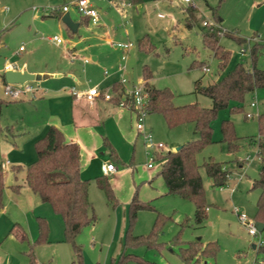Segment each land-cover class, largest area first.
Returning a JSON list of instances; mask_svg holds the SVG:
<instances>
[{
    "label": "rangeland",
    "instance_id": "1",
    "mask_svg": "<svg viewBox=\"0 0 264 264\" xmlns=\"http://www.w3.org/2000/svg\"><path fill=\"white\" fill-rule=\"evenodd\" d=\"M69 1L0 0V72L3 56L7 52V56L15 61L31 56V51L36 57H67L64 50L70 39L77 40V33L91 37L98 30L109 32L113 41L124 38L132 43V49L125 59L127 89L142 84V72L147 67L152 74L150 84L160 88L169 87L174 93L173 102L176 105L194 102L202 107L211 105L209 97L194 90L197 79H201V86H204L228 72L238 62H242L247 68H252L253 64L264 68V0H193L197 23L191 28L184 25L186 4L176 0H89L97 11L98 21L95 24L89 22L86 26L81 25L75 35L66 32L64 27L59 28L60 19L48 10L51 6L60 7ZM212 7L221 19L219 29L232 32L243 39L238 42L226 34L219 36L220 44L230 51L224 70L219 69L217 59L203 47L198 26L201 20L216 23ZM158 12L162 15L158 16ZM68 13L72 20H78L79 15L72 6H69ZM52 35L59 36L63 44L56 46L48 39ZM143 37L148 40L153 51H146L139 46L138 42ZM255 43L256 57L252 59L250 49ZM20 45L24 51H18ZM241 49L245 50L243 55H240ZM99 50L104 60L98 71L106 69L109 71L108 80L116 78L119 82L121 76L113 69L121 62L122 53L106 43ZM90 53L91 50L84 51L83 56L89 59ZM65 60L69 61V58ZM82 67L86 69L88 64ZM203 67H207L208 71H203ZM89 74L92 75L90 72H81L79 77L92 85L94 82ZM38 83L42 82H31L35 87ZM1 86L0 81V90ZM99 89L112 93L111 86ZM24 97V101L4 105L0 111V145L8 147L5 151L7 154L10 152L9 147L14 146L10 135L12 131L17 146L11 150L16 160H19H14V166L20 164L16 173L7 168L9 171L5 178L3 207L0 210V264H71L73 251L71 244L64 240L61 217L54 213L48 203L41 202L24 182L25 167L35 156L34 145L29 137L36 118L44 111L38 107V99L27 101L31 98L30 94ZM102 102H113L117 107L127 109L112 100L102 98ZM233 107L236 110L232 111ZM247 113L252 116L246 117ZM260 114H264V86L246 93L239 104L230 102L214 118L213 142L196 154L207 206L206 219L198 225L194 221L193 202L167 193L165 182L158 174L162 161L155 159L153 168H147L150 155L157 157V154H146L144 138L135 127L137 121L132 112L133 119L128 123L125 140L118 152L115 150L120 163L114 161L104 145L97 151V158L81 162L80 173L88 180V198L97 217L94 225L83 227L75 237L76 244L82 249L83 264H112V258L123 250L122 242L129 227L128 205L134 192L139 200L148 202L152 209L137 211L130 232L133 235L150 233L158 213L161 223L155 237L158 247L139 244L124 250L125 254L136 255L147 263L130 257L125 264H186L180 258V246L197 239L203 243L214 241L218 248L215 257L203 264H264V255L257 253V248L252 247L256 243V237L248 234L236 213L237 209L249 220L255 221L259 190L251 189V183L257 178L261 165L256 149ZM223 119L232 122L238 137V148L235 151H229L226 143L221 141L220 124ZM143 124L144 131L150 132L155 142L164 144V148L157 152L161 155L197 138L192 123L168 127L159 113H146ZM27 155L30 156L27 162L17 157ZM208 157L224 163L229 171L225 185H214L201 167ZM3 158L11 159L9 154ZM109 161L117 165L115 172L108 175L117 199L114 207L107 202L104 192L96 184V179L101 177L98 165ZM13 184L20 185L17 192L12 191ZM37 217L44 218L48 226L47 240L43 243H36ZM16 224L25 232L26 239H20L12 232L14 228L19 230ZM261 233L264 235V230Z\"/></svg>",
    "mask_w": 264,
    "mask_h": 264
},
{
    "label": "trees",
    "instance_id": "2",
    "mask_svg": "<svg viewBox=\"0 0 264 264\" xmlns=\"http://www.w3.org/2000/svg\"><path fill=\"white\" fill-rule=\"evenodd\" d=\"M137 2L138 0H132ZM221 1V0H219ZM195 6L187 5L184 9V25L191 28L197 23L195 16ZM212 15L217 24L221 19L217 16L215 8H211ZM203 21L198 24L203 47L209 50L218 61L220 70H224L230 57V51L220 44L219 36L226 34L238 42L243 39L228 31H221L217 26H205ZM139 46L146 51H153L146 38H141ZM256 45L250 49L251 58L256 57ZM194 62L191 63L193 65ZM143 86L148 93L146 105L147 113H159L163 116L168 127H175L183 123H192L194 133L197 138L181 146L178 150H172L166 155L158 153L154 158L161 160L158 174L162 176L167 193H173L179 197L192 201L194 204V221L202 224L206 219L207 206H205L204 188L202 177L199 173V165L196 163V154L204 146L213 142L212 122L218 112L226 108L230 102L241 103L246 93L253 92L256 88L264 86V68H247L242 62L236 63L232 69L224 73L218 80H213L201 86V79L194 82V90L210 98L211 105L202 107L198 103H188L176 105L173 102L174 93L169 87H155L149 80L152 74L147 67L142 72ZM112 101L117 102L122 94L123 87L119 82L111 85ZM8 101L0 99L1 107ZM236 110L235 107L232 111ZM1 130V128H0ZM221 141L225 142L229 151L238 148L237 140L232 122L223 119L220 124ZM259 138L256 141L257 155L261 160L257 178L253 179L251 189H258L259 194L256 199V212L254 220L264 223V114L258 115ZM35 158L25 167L24 182L34 195L41 202L48 203L54 213L58 214L63 222L64 240L69 242L73 251L71 264H83L82 249L76 244L75 237L79 231L89 225H94L97 217L93 211V206L88 198V180L82 178L80 148L76 142H69L65 139L63 132L57 127L50 125L43 136L34 142ZM114 161L116 158H114ZM206 175L212 180L214 185H225L228 180L229 171L224 167V163L208 157L201 165ZM19 166H14L12 170L16 173ZM5 170L0 165V210L3 207V192L5 187ZM97 187L102 190L107 198V202L113 207L117 204V199L113 194L111 184L106 176L96 179ZM19 184L11 185L12 191L17 192ZM152 209L148 202L138 199L134 192L128 205L129 227L127 228L122 242V251L112 258V264H125L127 258H135L142 263L136 255L125 254L126 247L144 244L147 247H158L156 242V232L160 228V213L154 222L152 230L147 235H133L130 226L134 222L138 210ZM38 235L36 243H43L47 240L48 226L46 220L37 217ZM14 228L12 232L20 239H26L22 228ZM264 230V229H263ZM256 252L264 255V244L255 245ZM217 244L214 241L203 243L200 239L188 242L185 246H180V258L186 264H203L204 261L212 259L217 253Z\"/></svg>",
    "mask_w": 264,
    "mask_h": 264
},
{
    "label": "crops",
    "instance_id": "3",
    "mask_svg": "<svg viewBox=\"0 0 264 264\" xmlns=\"http://www.w3.org/2000/svg\"><path fill=\"white\" fill-rule=\"evenodd\" d=\"M139 1L140 0L137 2ZM159 14L162 15L160 12H158L157 15L159 16ZM53 15L54 17L60 19L59 28L64 27L65 31L72 35H75L74 33H76V30H78L81 25L86 26L90 22L89 19L79 16L78 20H73L77 23L76 30L71 31L61 20L63 14L59 12L54 13ZM76 35H78L77 40H74L73 38L70 39L66 45V49L64 50V54L69 58V61L65 60L67 57L63 56L58 59L49 58L45 55H39V57H36L37 55L33 53V51L30 53L31 56L29 55L19 58L17 61H15L11 60V56H7V52L6 55L3 56L4 62L1 72L3 73L5 71L4 65L9 63L15 66V70H27L31 73H39L41 75L47 76L45 79L38 81L42 83H38L36 87L34 86L35 90L32 93H27L28 95H31V98H28L29 100L26 99L27 101L32 100V98L38 99V107H40L41 110L44 109V111L41 112L36 118V123L33 125V129L29 137V141L33 145L35 140L43 136L48 127L53 125L63 132L67 141L76 142L79 145L81 162H83L84 159L97 158V151L102 148V145H104L108 149L110 156L112 158H116L115 161L120 163L121 160L118 159V154L115 152V150L118 152L119 146L121 147L122 142L125 140V136L128 133V123H130L133 119L132 111L129 109L127 110L119 108L113 102H102L103 97L100 95L96 96L93 102L89 103L81 95H72L71 88L74 87L78 92H83L92 85H97L99 88H107L108 86H111L113 83L117 82L116 78H111L108 80L107 75L109 74V71L106 69L98 71L99 65H101L102 61L104 60L99 47L103 43H106L110 47L122 53L120 57L121 62L113 70L116 74L119 73L121 76V71H119L118 68L124 63L125 69L123 75L125 76V59L129 51L132 49V46L130 48H118L112 46L110 42L113 41V37L110 36L109 32H102V30L96 31L91 37H86L79 33ZM54 36L56 35L49 36L48 39L53 41L56 46H61L63 44V40L61 39V42L58 44L53 40ZM121 40L122 42L129 41L125 40L124 38ZM20 46L18 47V51H24V48L20 49ZM87 50H91L89 59L83 56V52ZM123 56H125V59H123ZM87 64L88 67H86V69L82 67ZM105 70L107 71V74H104ZM1 72L0 81L2 88L0 90V99L8 101L4 105L24 101V96L27 94L15 99H11L6 95L4 91L5 82L1 77ZM81 72L86 74L89 72L92 73V75L89 74V76L94 84L88 85L86 81H82L79 77ZM222 75H220L215 80H218ZM102 91L104 90L102 89L101 92ZM34 108L37 110L36 106ZM10 135L13 137L12 142L14 145L9 147L10 152L8 154L11 157L10 160L8 158H3V156H8V154L5 152L8 147H2L0 145V164L8 161V164L5 165V178L7 172L9 171L7 168L9 167L12 169L15 165L14 160H16L15 154L12 153L13 148L17 146L16 143H14L15 134L10 131ZM20 150L22 149L20 148ZM17 157L21 158L22 160L24 159V162H27L26 160L30 158L29 155ZM32 158L33 161L35 156ZM16 161L19 162V160ZM106 163L113 162H101L98 165V173L101 176H106L104 175L102 169V166ZM19 165V163L16 164V166ZM114 165L117 167L116 164ZM81 177L85 178L82 175ZM106 177L108 178V176ZM207 264L211 263L208 262Z\"/></svg>",
    "mask_w": 264,
    "mask_h": 264
},
{
    "label": "built area",
    "instance_id": "4",
    "mask_svg": "<svg viewBox=\"0 0 264 264\" xmlns=\"http://www.w3.org/2000/svg\"><path fill=\"white\" fill-rule=\"evenodd\" d=\"M181 4L192 5L193 6V0H176ZM69 6H72L76 13L83 18L89 19L90 22L96 23L98 21L97 11L94 7V5L89 0H70L66 4H63L60 7L51 6L49 7V12L54 13H61L64 14L68 12ZM159 16H161L159 14ZM203 25L205 26H217V23H209L207 21H203ZM53 40L56 43L61 42V38L54 36ZM110 44L112 46L118 47V48H130L132 46V43L130 41L122 42V41H111ZM20 49H22V46H20ZM245 52L244 49L240 50V54L243 55ZM123 59H125V56H123ZM7 69H13L15 70V66L13 64H5L4 70ZM119 71H121V77L119 80L120 85L123 87L122 94L120 96V99L117 101L118 104L122 107H125L127 109L132 108V112L135 114L136 118V129L142 133L144 142L146 145V154L150 155V153L159 152L164 148V144L161 142H155L150 132L144 131V124H143V118L145 114L147 113L146 105L148 100V93L146 92L143 83L140 86H133L131 89H127L125 87V81L126 78L123 75L125 64H121L119 66ZM203 71H208L207 67L202 68ZM104 74H107V71H104ZM35 90V87L31 84V82H25V83H5L4 84V91L6 95L11 98L15 99L18 97H21L22 95H25L27 93H32ZM71 93L74 96L81 95L87 102L91 103L93 102L94 98L96 96H102L105 100H111L113 93H109L108 91H102L99 89L97 85L89 86L85 91L78 92L74 87L71 88ZM253 106V103H251ZM251 114H246V117H251ZM151 158L149 159V162H147V168L153 167V160L154 156L150 155ZM8 164V161H5L4 163H1L2 169H5V165ZM104 175L108 176L115 172L116 167L113 163H106L102 166ZM229 178V175H228ZM236 213L238 216L239 221L247 228V232L251 236L256 237V245H263L264 244V235H262V231H259L256 227V221L249 220L245 214L240 213L236 209Z\"/></svg>",
    "mask_w": 264,
    "mask_h": 264
},
{
    "label": "water",
    "instance_id": "5",
    "mask_svg": "<svg viewBox=\"0 0 264 264\" xmlns=\"http://www.w3.org/2000/svg\"><path fill=\"white\" fill-rule=\"evenodd\" d=\"M62 22L65 24L66 27H68L71 31H75L77 28V23L74 22L70 16L69 13L66 12L61 17ZM1 77L3 78L5 83H25V82H33V81H40L45 79L46 75H41L39 73H31L27 70H13V69H7L5 70ZM179 146L175 148V150H178ZM256 227L259 231H262L264 229V223L257 221ZM252 247L255 248V244H252Z\"/></svg>",
    "mask_w": 264,
    "mask_h": 264
}]
</instances>
